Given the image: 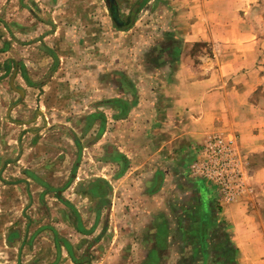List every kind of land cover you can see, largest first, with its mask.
I'll return each instance as SVG.
<instances>
[{
    "label": "crops",
    "instance_id": "obj_1",
    "mask_svg": "<svg viewBox=\"0 0 264 264\" xmlns=\"http://www.w3.org/2000/svg\"><path fill=\"white\" fill-rule=\"evenodd\" d=\"M252 3L168 0L152 68L70 55L85 65L72 74L57 42L22 38L27 5L0 0V264H264ZM198 43L210 50L194 55ZM213 134H237L249 157L223 206L190 170Z\"/></svg>",
    "mask_w": 264,
    "mask_h": 264
},
{
    "label": "rangeland",
    "instance_id": "obj_2",
    "mask_svg": "<svg viewBox=\"0 0 264 264\" xmlns=\"http://www.w3.org/2000/svg\"><path fill=\"white\" fill-rule=\"evenodd\" d=\"M22 1L30 9L29 13L20 19L24 27L27 28L22 38L30 45L40 42L38 39L42 40V43L40 42L39 45L40 47L44 45V49L51 46L50 44H53V41L57 42L59 52L63 56L69 57L65 59L64 70L67 72L70 70L72 74L84 72L85 65H78L77 69H75V59H70L72 58L70 55L79 57L76 60L77 63L86 60L84 59L85 57L96 58L106 55L107 59H104V62H114L117 59L120 63L126 65L132 63L133 61L130 60L136 58L137 61H141V68L145 67L146 71H148L152 65L149 62L157 54L154 49V46L158 44L156 41L159 42L165 36L164 31L160 32V29L155 31L154 29L156 27L150 24L160 20L161 17L159 15L156 17L153 16L159 9L162 10L167 7L168 0ZM251 8L253 14L251 17L254 40H257V44L264 50V0H253ZM134 22L138 23L135 29L124 33L117 31L118 28L129 27ZM55 27L58 28L57 35H55ZM43 38H45V41H43ZM128 43L132 44L133 47L127 46ZM206 47L210 50L207 45L201 43L196 44L193 54L198 56L200 52H205ZM36 49L31 48L30 52L32 53L30 54L34 55ZM54 50H56L55 47ZM29 66V70L32 72V70H35L34 67H36V64H30ZM46 76H48V73H46ZM64 81L68 82V80ZM86 81L82 80L84 83ZM33 92L36 93V91ZM35 93L31 95L32 100L29 103L32 104L33 108L37 106L34 101L36 99ZM253 99L258 105L264 107V84L255 91ZM47 113H49L48 110ZM251 114L252 112L249 118L252 117ZM48 118L52 122V114ZM253 119H259V121L263 119L261 122H264V118L260 115L259 118L254 117ZM231 138H233L232 144L235 150L242 158L246 188L248 185L246 167L249 163V157L245 153L247 150L239 145L240 142L237 134L227 139ZM202 179L208 182L209 185H212L205 178L202 177ZM262 213L264 215V205ZM261 218L257 215L255 219L260 221V224L264 228V216Z\"/></svg>",
    "mask_w": 264,
    "mask_h": 264
},
{
    "label": "built area",
    "instance_id": "obj_3",
    "mask_svg": "<svg viewBox=\"0 0 264 264\" xmlns=\"http://www.w3.org/2000/svg\"><path fill=\"white\" fill-rule=\"evenodd\" d=\"M232 140L221 134L209 136L202 145L200 156L190 165L194 175L212 183L222 206L237 200L246 184L242 158Z\"/></svg>",
    "mask_w": 264,
    "mask_h": 264
},
{
    "label": "water",
    "instance_id": "obj_4",
    "mask_svg": "<svg viewBox=\"0 0 264 264\" xmlns=\"http://www.w3.org/2000/svg\"><path fill=\"white\" fill-rule=\"evenodd\" d=\"M114 19H115V16H114Z\"/></svg>",
    "mask_w": 264,
    "mask_h": 264
}]
</instances>
